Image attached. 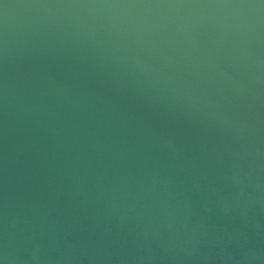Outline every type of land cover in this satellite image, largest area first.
Returning <instances> with one entry per match:
<instances>
[{"label": "water", "instance_id": "95a60500", "mask_svg": "<svg viewBox=\"0 0 264 264\" xmlns=\"http://www.w3.org/2000/svg\"><path fill=\"white\" fill-rule=\"evenodd\" d=\"M0 264H264V0H0Z\"/></svg>", "mask_w": 264, "mask_h": 264}]
</instances>
